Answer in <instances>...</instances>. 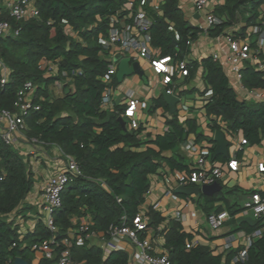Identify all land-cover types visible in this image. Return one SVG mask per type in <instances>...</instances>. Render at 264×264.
I'll return each mask as SVG.
<instances>
[{
	"label": "trees",
	"instance_id": "1",
	"mask_svg": "<svg viewBox=\"0 0 264 264\" xmlns=\"http://www.w3.org/2000/svg\"><path fill=\"white\" fill-rule=\"evenodd\" d=\"M34 1L39 15L23 21L10 19L19 34L0 37V62L7 68L4 83V69L0 65V107L15 111L19 89L31 81L35 86L32 102L40 105V109H31L24 115L28 126L26 135L38 137L47 145H57L65 154L74 157L80 168L81 174L70 176L62 193L63 206L55 212V223L59 228L54 243L56 257H43L39 261V264H55L68 230L76 227L74 217L88 216L90 230L106 237L110 226L121 224L124 216L126 222L132 224L151 188V177L166 168L190 172L192 168L180 148L191 133L197 140L204 135L198 132L194 120L182 122L175 113L167 120L168 129L163 134H148L144 138L143 125L132 128L127 122V129H124L119 120L121 109L115 106L110 110L102 106L107 84L101 78L110 64L101 54L106 53L102 40L108 38L111 27H121L122 21H133L138 0L132 7H129V0ZM262 4L264 0H227L219 10L229 16L207 32L219 36L226 27L236 23L237 13L244 7L249 8L246 27L260 25L257 20ZM152 20L149 29L152 45L159 50L160 56L177 53L178 57L184 58L189 51L187 41L196 40L204 31L188 24L178 0H167L163 14ZM69 27L79 39L67 33ZM49 63L57 67L56 72H49ZM201 64L204 80L212 93L204 106L211 119L210 132L215 134L222 130L231 135L242 134L247 142L260 144L264 140V101L238 99L221 64L213 57L205 58ZM195 67L190 71L193 72ZM76 68H81L82 74L75 76L69 84L70 91L56 93L55 83L61 78L62 71ZM241 72L243 84L248 89H264L263 70L248 63ZM156 103V106L169 108L163 98L157 99ZM211 140L214 142L212 162L222 165L229 161L215 154L216 143L214 138ZM0 159V170L4 172L0 180V264H15L18 256L32 264L33 245L50 239L53 233L47 226L39 224L37 232L20 238L18 228L7 216L17 210L31 192L34 172L30 162L14 146L6 145L1 135ZM206 199L211 202L217 198L207 196ZM237 205L228 202L233 216L242 210L233 211ZM206 211L210 214L209 209ZM148 214V227H154L156 233L163 235L164 248L172 264H264V232L253 237L248 259L233 263L232 259L241 247L221 253L201 244L188 248L187 243L194 236L181 222L172 220L171 225L161 231L157 227L165 217L153 208ZM263 226L264 223L242 222L231 233L253 234ZM140 234L146 237L147 230ZM71 251L77 263L130 262L127 249L115 250L105 258L99 246L74 242Z\"/></svg>",
	"mask_w": 264,
	"mask_h": 264
},
{
	"label": "crops",
	"instance_id": "2",
	"mask_svg": "<svg viewBox=\"0 0 264 264\" xmlns=\"http://www.w3.org/2000/svg\"><path fill=\"white\" fill-rule=\"evenodd\" d=\"M166 1L167 0H138L136 12L144 10L153 19L154 16L163 14V6ZM196 1L197 0H178V6L183 13L184 19L190 26L204 29L206 16L209 13L219 15L224 19L229 16L227 12L219 10L227 0H208L207 5L202 8L196 6ZM133 2H136V0H129V7L133 6ZM33 5L35 6L34 0ZM248 15L249 8L244 7L241 12L237 13L236 23L232 26L226 27L219 36H212L207 32L208 30L204 29L196 40H190L192 43L190 45L187 44L189 46V51L184 58L188 60L190 70L194 68V66L196 67L193 72L190 71L189 76L179 78L175 85V94L179 98V103L177 105L178 108L175 113H178V117L182 122L186 120H194L197 123L198 132L202 133L204 137L201 140H197L196 135L191 133L188 141L198 144L207 153L210 162H212L211 148L214 146V142L211 138H214L215 141V134H212L209 130L211 119L206 115L204 106L212 93L208 89L204 80V67L201 62L205 58L213 57L214 54L218 53L219 60L217 62L221 64L224 72L228 76L230 84L235 89L238 99L253 102L264 101L249 94L247 87V90L240 87L235 73L232 71L230 64L226 61V56L229 52L227 36L233 34L234 37L241 41H249L254 50L253 59L244 61L242 69L249 63L256 69L264 71V47H257V37L253 32L255 25L246 27V16ZM257 22L264 27V4L260 7V15ZM122 23L124 24L125 22L122 21ZM242 32L244 33L243 35ZM67 33L74 38L79 39L78 34L72 28H67ZM105 50L106 53L102 52V56H105L111 61V49L105 48ZM156 50L159 53L157 48ZM136 60L140 61L147 76V80L142 79L138 74H133L132 77H124L120 82L117 76H115L111 86L114 89L115 105L116 107L118 106L122 112L125 109L128 100L126 95L121 94L118 89L123 90V92L128 89L134 91V97L139 99L140 102L136 117L139 120L140 126L143 125L145 128L142 136L147 138L148 134L153 136L163 134L168 129L167 120L172 118L175 113H171L170 108L166 109L162 105L156 106L157 99L163 98L162 93L164 88L160 82L161 76L155 73L148 60L143 58H132V61ZM52 68L55 69L56 72L57 67L50 63L49 72H53L51 71ZM115 80H117V83ZM257 90L264 92V89ZM56 93L58 92L56 91ZM104 108L113 110L110 107ZM125 120L128 124L130 123L129 118H125ZM223 132L230 141V157L228 159L230 160L235 156L242 164L239 170L233 171L227 167L226 164L228 161L223 163L226 167L224 177L218 181L222 185L220 191H217L211 196L178 192L177 189L182 186L179 182V177L182 172L178 170L171 171L166 168L151 177V188L146 194L145 202L140 206L139 211L146 214L148 217L151 208L159 211L161 215L165 217V221L157 227V230L161 231L164 230L165 227L170 226L172 220L179 221L176 218V213L178 211L181 212V214L185 216V220L179 222L183 224L184 229L193 234V239H195L198 244L209 247L216 253L226 251L224 247L225 238L231 234L234 227L238 224L237 219L239 217H253L252 213H243V202H245L247 197L253 192H264V174L260 173L258 170V163L264 160V140L260 144L248 143L244 146L243 150L238 151L240 152V155H238V152L236 153L235 143L238 140L241 141L243 139L242 134L231 135L225 131ZM18 136L19 138L13 146L30 162L35 179L31 192L26 196L21 206L14 212L10 213L7 218L8 221L12 222L13 226L18 228L20 238H24L28 234H34L37 232V230H39V224L45 225L43 221L44 214L41 208L42 189L53 174L66 169L67 154H65L57 145L31 143L26 132L19 133ZM215 143L217 146L216 141ZM180 149H182V146ZM182 151L186 158V162L192 167L195 162V155L189 154L183 149ZM203 186L204 185L199 186L190 184L185 187L202 188ZM207 196H216L217 199L208 202L206 199ZM228 202L229 204L238 203V205L232 209L233 211L239 209L242 210L237 211L233 216L228 208ZM206 209H209V213L228 210L231 217L222 227L212 229L207 222L208 213ZM87 222L91 223L88 216L74 217L76 227L70 228L66 236L70 239L72 244L74 242L77 244H83L85 242L90 246H99L104 252V257H108L110 254L105 250L106 246H108V239L106 237L96 234L89 240L82 239L80 228L82 224ZM259 223H264V218L260 220ZM156 232L157 231L154 227H149L147 230V236L152 241L155 253H165L166 249L164 248L163 235ZM240 232L242 231L233 232L238 236L235 242V248L241 247V249H243L247 243V236ZM263 232L264 226L256 231L257 236H260ZM124 245L130 254L129 264H137L131 259L133 246L127 240L124 242ZM40 260V253L35 251L32 264H39ZM55 264H57V262Z\"/></svg>",
	"mask_w": 264,
	"mask_h": 264
},
{
	"label": "built area",
	"instance_id": "3",
	"mask_svg": "<svg viewBox=\"0 0 264 264\" xmlns=\"http://www.w3.org/2000/svg\"><path fill=\"white\" fill-rule=\"evenodd\" d=\"M208 0H197L196 6L202 8L207 5ZM7 15V17H6ZM39 15V10L33 5V0H0V37L8 35H18L19 30L14 28L10 19L17 21L27 20ZM152 18L144 10L138 11L134 19L130 23H124L121 27H111L107 39L102 40L105 48L111 49L112 58L107 71L102 76V80L107 84V88L102 96V106L115 109L114 89L111 86L115 76H117L119 67L118 63L113 62L114 55L123 51L128 57L143 58L150 62L155 73L161 76V84L164 90L168 93L176 95L175 85L179 78H185L190 75L189 62L186 58L178 57V54L170 56H160L156 48L152 45V36L150 27L152 25ZM223 23V18L214 13H209L206 16L205 30L220 25ZM257 37L256 44L258 48L264 47V27L255 25L253 29ZM229 44V52L226 56V61L230 64L232 71L236 75V79L240 87L247 90L243 84L242 65L246 60H251L254 57V50L252 44L245 40L241 41L229 34L227 36ZM192 41H187L191 44ZM215 61L219 60V54L213 55ZM50 64V63H49ZM4 69L3 82L7 81V68L0 62ZM82 74L81 68H76L71 71L63 70L61 78L55 83L56 91L62 94L66 87L74 80L75 76ZM35 92V86L31 81L24 84L19 89L17 100L15 103L16 110L10 111L0 107V135L6 145L13 146L18 138L19 133L26 132L28 129L24 115L31 109H40V105L32 102V95ZM248 93L264 100V92L257 89H248ZM127 98V105L122 112L124 118H129V124L132 128L140 126L139 120L136 117L139 109V99L134 97V91L128 89L125 91ZM30 142L33 144H46L38 137H30ZM249 142L244 138L235 143L236 153L244 149V146ZM182 149L189 154L195 155L194 165L192 170L187 173H181L179 177L180 185L188 186L190 184L205 185L218 182L224 177L225 165L215 164L208 160L207 153L195 142L187 141L182 145ZM66 169L53 174L42 189L41 208L43 211V221L48 229L53 233L50 239L37 242L33 245V249L40 253L41 258L45 257L53 259L56 257V250L54 243L56 242V234L58 233V226L55 223V212L63 206L62 193L70 180L71 175L81 174L80 168L74 157L67 155ZM1 161V159H0ZM241 161L235 156L227 162V167L230 170L237 171L241 166ZM258 170L264 174V160L258 163ZM4 172L0 170V180L3 179ZM243 213H252L253 218H264V195L259 192L251 193L243 204ZM231 215L228 210L212 212L207 215V222L212 229L222 227ZM176 218L179 221L185 220V216L181 212L176 213ZM149 217L144 213H137L133 219L132 224L126 222V217H123L121 224H112L108 230V246L106 252L111 254L115 250H125L124 242L127 240L133 246L131 259L137 264H172L167 252L158 254L154 252V246L151 239L141 237V232L148 230ZM82 239L89 240L91 237L99 233L90 230V223L81 225ZM247 236L246 246L234 255L232 262L246 261L248 259V248L251 246L253 237L257 233L247 234L240 232ZM237 234L231 233L226 236L224 241L225 250H232L235 248ZM198 242L193 239L187 243V247L191 248L197 245ZM72 242L66 236L63 239V248L60 250L57 257V264H80L74 261L72 256Z\"/></svg>",
	"mask_w": 264,
	"mask_h": 264
},
{
	"label": "water",
	"instance_id": "4",
	"mask_svg": "<svg viewBox=\"0 0 264 264\" xmlns=\"http://www.w3.org/2000/svg\"><path fill=\"white\" fill-rule=\"evenodd\" d=\"M65 62H63L64 64ZM114 63H118V73L117 78L121 82L124 77L131 76L133 74H138L144 80H147V76L145 71L143 70L140 61H132L131 57H128L125 52L119 51L114 55ZM66 92L70 91V88L66 87ZM165 102L168 104L171 113H175L177 111V105L179 103V98L176 95L168 93L166 90L162 93ZM124 129H127V121L123 116L119 118ZM215 141L217 142L215 154L223 155L226 158L230 157V141L227 139L226 134L222 131L215 132ZM222 189V185L220 182H215L213 184H205L202 188L200 187H185L180 186L177 191L185 194L196 193L198 195H213L217 191ZM261 219H255L252 216H241L237 219V223L241 224L242 222H248L251 225L258 224ZM15 264H27V262L22 257H17L15 259Z\"/></svg>",
	"mask_w": 264,
	"mask_h": 264
},
{
	"label": "rangeland",
	"instance_id": "5",
	"mask_svg": "<svg viewBox=\"0 0 264 264\" xmlns=\"http://www.w3.org/2000/svg\"><path fill=\"white\" fill-rule=\"evenodd\" d=\"M51 71L55 72V69L52 68ZM129 77H132V75H131V76H128V78H129ZM118 91H119L121 94H123V95L125 94V92H123V90H121V89H118ZM231 139H233V138H231ZM234 140H235V139H234ZM243 204H244V202H243Z\"/></svg>",
	"mask_w": 264,
	"mask_h": 264
}]
</instances>
